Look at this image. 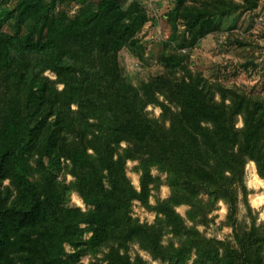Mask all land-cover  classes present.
<instances>
[{"label": "trees", "instance_id": "1", "mask_svg": "<svg viewBox=\"0 0 264 264\" xmlns=\"http://www.w3.org/2000/svg\"><path fill=\"white\" fill-rule=\"evenodd\" d=\"M7 1L0 0V264H80L86 254L89 264H148L129 255L134 243L168 264H264V226L237 218L246 164L264 179V97L209 82L188 70L186 53L167 49L159 75L132 82L119 53L143 59L134 37L150 20L136 0ZM236 9L231 0H178L161 21L182 48L174 33L181 19L191 48ZM9 20L12 32L3 30ZM129 160L139 188L127 176ZM62 168L73 178L68 186L55 179ZM153 169L170 188L154 204L163 181ZM69 188L86 211L67 203ZM220 200L232 226L226 240L198 229ZM133 201L155 212L152 223L131 215ZM182 204L186 217L175 210Z\"/></svg>", "mask_w": 264, "mask_h": 264}, {"label": "rangeland", "instance_id": "2", "mask_svg": "<svg viewBox=\"0 0 264 264\" xmlns=\"http://www.w3.org/2000/svg\"><path fill=\"white\" fill-rule=\"evenodd\" d=\"M131 1V0H129ZM128 1V2H129ZM143 7L150 20L135 35L138 47L143 52V59H139L131 50L124 48L119 53V62L124 72L135 84H139L151 77L159 75L164 67L160 62V57L166 55L164 51H175V53H186L187 68L194 74H199L209 82L223 85L229 88H236L240 91L259 95L264 97V0H231L236 6V10L221 17L220 26L216 30L210 31L205 37L190 48L189 35L181 19H178L175 35L178 40L183 41L184 47L178 48L176 42H169L172 29L170 25L162 24V17L178 6V0H136ZM200 0H186V4L199 2ZM254 3L249 9H244L248 2ZM8 6L12 7L15 0H8ZM74 9V8H73ZM13 20L3 24V30L12 32ZM168 45V46H167ZM45 75L55 79L51 71H46ZM59 89L62 84L57 85ZM72 108H75L73 105ZM146 110L154 116L160 114V108L149 105ZM241 119L237 126H241ZM124 145V143H122ZM249 161L245 166L244 180L247 187L246 200L239 196L238 222L241 225L250 224L255 221L264 226V179H262L254 165L255 173L262 180V184L253 181L251 163ZM136 161H127V176L130 178L134 187L139 188V173L134 170ZM55 179L64 183L66 186L72 181V176L68 170L62 168L61 171L54 172ZM154 175H160L162 181L165 174L158 173L153 169ZM8 180L4 181L7 184ZM170 194L169 186L163 181L158 190L153 191L150 202L155 203L157 198L164 199ZM262 195L263 201L259 206H254L251 197ZM69 205L86 211L89 206L84 202L79 193L69 188L65 194ZM250 210L248 209V206ZM175 210L183 217H186L189 206L182 204L175 207ZM227 205L220 200L216 203L214 209L209 213L211 219L207 224L198 225V229L207 237L218 240L230 239L232 226L227 219ZM131 215L140 222L152 223L156 217L154 211L142 206L138 201H133ZM85 234V238L89 237ZM171 235L164 237V243H167ZM65 249L70 252L72 249L65 244ZM129 255L134 258L135 255L142 257L148 264H168L167 262L154 259L150 253L140 249L138 244L134 243L129 248ZM102 256V254H98ZM94 259V258H93ZM92 261L90 255H82L80 264H89ZM191 264V261L188 262Z\"/></svg>", "mask_w": 264, "mask_h": 264}, {"label": "bare ground", "instance_id": "3", "mask_svg": "<svg viewBox=\"0 0 264 264\" xmlns=\"http://www.w3.org/2000/svg\"><path fill=\"white\" fill-rule=\"evenodd\" d=\"M251 169H252V175L254 177L253 181L259 182L260 184H262V180L260 179V177H258L255 173V169H254V165L251 162ZM263 201V196L262 195H254L251 197V202L254 206H259Z\"/></svg>", "mask_w": 264, "mask_h": 264}]
</instances>
